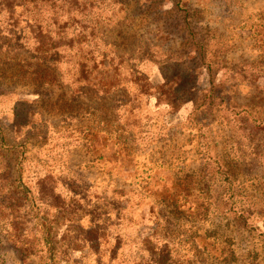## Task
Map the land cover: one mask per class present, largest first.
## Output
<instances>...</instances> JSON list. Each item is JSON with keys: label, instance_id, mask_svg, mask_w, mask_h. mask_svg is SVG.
Instances as JSON below:
<instances>
[{"label": "trees", "instance_id": "obj_1", "mask_svg": "<svg viewBox=\"0 0 264 264\" xmlns=\"http://www.w3.org/2000/svg\"><path fill=\"white\" fill-rule=\"evenodd\" d=\"M157 1V6L164 2ZM165 2H171L175 7L159 14L161 16L157 20L174 28L175 33L172 34L180 35L186 62L196 64L207 46L200 44L202 39L192 26L195 15L190 9H179L182 0ZM87 6L100 10L94 0H0V14L5 17L0 22L5 27V35L16 34L14 39L18 45L38 62L39 70L33 74L35 82L31 92L38 96L42 111L45 108L44 112L56 114L53 110L57 104L44 96L43 90L57 84L67 87L72 95L89 91L96 97L132 88L130 108L128 104L119 108L126 109L120 115L121 122L127 128L124 130L142 136L144 133L139 125L130 122L136 116L134 114L139 116L142 105H150L153 97L156 104L164 105L171 114L179 113V108L185 104L179 99V85L183 80L179 82L164 77L161 71L162 77L154 81L130 68L105 44L100 34L99 25L115 24H110V21L109 24L101 23V14L87 11ZM123 8L121 13L125 11ZM160 34L163 41L171 38L165 30ZM28 42L32 47H26ZM202 64L208 71L202 80V75H197L196 83L204 80L202 90L205 98L201 103L194 100L188 105L191 109L189 122L199 131L198 136L192 138L193 142L196 140V146L201 149L203 134L200 132L207 128L202 119H197V112L217 111L221 107L226 113V127L244 129L250 124L247 125L249 135L263 137L264 129L249 119L252 115L247 106L239 104L232 89L222 87L216 78L218 72L216 77L212 75L211 68L216 64ZM21 97L16 100V110L25 114L26 122L12 121L13 126L9 127L15 132L13 139L8 141L2 132L0 139V198L4 197L7 202L4 207L10 213L7 232H12L5 236V242L15 253L19 264H245L244 258L233 249L231 239L208 233L198 226L208 222L211 215L217 218L231 213L230 209L239 196L240 189L235 188L237 180L229 167L230 161L215 157L217 150H211L210 154L205 148V168L183 178L178 175L169 187L170 194L156 200L150 183L143 188L148 191L147 198L140 197L141 184L139 187L133 183L129 187L124 184L110 189L99 186L96 189L84 188L70 169L67 175H60V189L52 179L41 180V177H37L34 191L26 187L17 188L16 185L23 184L22 159H29V147L47 142V137L42 136L37 137L35 143L31 141L35 135L31 136V133L39 131L36 128L44 127L46 121L38 109ZM65 103L64 115L72 116L73 113L78 118L90 119L101 112L84 109L74 100ZM102 122L106 124L108 121L102 119ZM84 130L89 137L93 135L96 138V132L92 133L89 128ZM103 134L108 138L112 136L109 130H104ZM84 140L92 143L87 137ZM111 146L115 147V154L125 158H131L134 152L132 145L117 137ZM106 149L107 145H103L99 154ZM11 152L18 159L16 165H10L4 155ZM108 157L114 158L112 155ZM93 195L95 197L91 199ZM148 198L152 201L144 204ZM20 213L33 216L30 237L26 233L28 223L25 217L21 218V223L18 222ZM99 217H102L100 221ZM85 220L86 223L83 222ZM183 221L193 224L186 229ZM126 227H129V233ZM257 263V257H252L246 264Z\"/></svg>", "mask_w": 264, "mask_h": 264}, {"label": "rangeland", "instance_id": "obj_2", "mask_svg": "<svg viewBox=\"0 0 264 264\" xmlns=\"http://www.w3.org/2000/svg\"><path fill=\"white\" fill-rule=\"evenodd\" d=\"M94 1L100 10L89 6L86 10L101 14V23L109 24L110 21V24L116 25H99L105 44L130 68L154 81L159 80L161 71L164 77L179 82L183 80L182 84L177 85L181 93L180 103L185 101V104L174 115L164 105L156 104L154 97L150 105L143 104L139 116L136 113L130 120L142 129V136L124 130L127 128L121 122L120 115L126 109L119 108L127 104L130 108L132 88L117 90L110 96L96 97L89 91L72 95L67 87L57 84L43 90L44 96L57 104L53 110L56 114L44 112L38 96L31 92L35 82L33 74L39 70L38 62L18 45L14 39L16 34L5 35V27L0 22L3 29L0 28V139L4 135L8 141L12 140L15 132L9 125L13 126L12 121L22 122L25 118L21 110H16V100L21 96H28L21 98L38 109L46 121L44 127L36 128L35 125L39 131L31 133V136L35 134L31 141L35 143L37 137L42 136L47 137V142L29 147V159H22L23 184L16 187L34 191L37 177H41V180L52 179L60 189V175H67L70 169L84 188L96 189L99 186L110 189L124 184L129 187L133 183L139 187L141 184L140 197L147 198L148 191L143 188L150 183L156 200L170 194L169 187L178 175L183 178L191 173H200L205 168V151L211 154V150H217L216 154L219 155L215 154V157L230 161L229 167L237 180L235 188H239L240 192L230 209L231 213L217 218L211 215L208 222L198 226L208 233L231 239L233 249L244 258L245 264L252 257H257V264H264V136L249 135L247 125L250 124L244 129L226 127L223 107L207 113L199 111L197 115L199 113L200 118L197 119H202L207 127L200 132L203 134L200 149L196 146V140L192 141L193 136H198V128L188 119L191 111L188 105L194 100L201 103L205 98L202 90L204 80H201L208 69L202 63L214 62L216 67L211 68L212 75L216 77L218 72L216 78L222 87L232 89L237 94L239 104L246 105L250 110L252 117L249 119L255 120L256 125L264 129V0H182L179 9H190L195 15L192 26L202 39L200 44L207 46L196 64L186 62L180 35L172 34L175 33L174 28L157 20L161 16L159 14L174 9L175 5L171 2L164 0L157 6V0ZM121 7L125 8L123 13L120 12ZM4 18V14H0V21ZM164 30L171 35L168 41H163L160 34ZM26 47H32L31 43L28 42ZM110 48H107L108 51ZM197 75H202L198 83ZM70 100L76 101L84 109L101 112L90 119L78 118L72 112V116L64 115L62 109H66L65 101ZM102 119L108 122L103 124ZM88 128L92 133L96 132V138L93 135L89 137L84 130ZM104 130L110 131L111 138L103 134ZM115 136L132 145L134 152L131 151V158L115 154V147L113 149L111 146ZM86 137L92 143H87L84 140ZM103 145H107L106 152L99 154ZM4 155L10 165L18 163L13 152ZM110 155L114 158H109ZM130 174L134 177H130ZM94 197L91 196V199ZM150 201L152 199L148 198L144 204ZM6 204L4 197H1L0 264H19L15 253L5 242V236L12 234L7 232L10 213L4 210ZM19 217V223L25 217L28 223L26 233L30 237V233H33V216L20 213ZM101 219L99 217V221ZM83 222L86 223V220ZM182 224L187 229L193 223L183 221ZM126 229L129 233V227Z\"/></svg>", "mask_w": 264, "mask_h": 264}]
</instances>
